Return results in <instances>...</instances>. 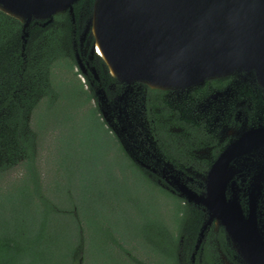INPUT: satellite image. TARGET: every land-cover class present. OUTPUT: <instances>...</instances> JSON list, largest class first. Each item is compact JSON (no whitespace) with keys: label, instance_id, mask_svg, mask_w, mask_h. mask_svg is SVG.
<instances>
[{"label":"trees","instance_id":"1","mask_svg":"<svg viewBox=\"0 0 264 264\" xmlns=\"http://www.w3.org/2000/svg\"><path fill=\"white\" fill-rule=\"evenodd\" d=\"M57 20L56 29L27 38L23 50L21 23L0 11V177L26 166L19 185L0 189V264H192L202 213L133 162L93 104L95 88L78 78L71 21ZM97 60L112 99L108 86L116 81ZM147 102L161 117L174 115L171 124L153 120L159 147L181 168L182 143L170 131L179 126L177 114L159 90L148 89ZM32 117L42 135L61 130L62 174L46 191L35 168ZM133 243L146 260L137 261ZM207 248L202 264H220Z\"/></svg>","mask_w":264,"mask_h":264},{"label":"water","instance_id":"2","mask_svg":"<svg viewBox=\"0 0 264 264\" xmlns=\"http://www.w3.org/2000/svg\"><path fill=\"white\" fill-rule=\"evenodd\" d=\"M80 1L0 0V10L25 21L23 37L27 41L32 20L66 12L74 16ZM90 9L83 33V37L91 33L89 54L83 56L75 50L82 71L86 56V60H101L104 73L128 88L139 84L153 90L185 91L233 75L253 78L264 87V0H93ZM90 70L98 84L95 92L100 96L96 98L104 121L122 138L129 156L141 149L148 153V139L139 138L128 113L122 128L126 133L116 129V104L123 97L111 99L97 65ZM244 142L235 143L214 165L203 195L188 188L171 165L157 160L155 167L144 168H159L168 176L171 192L207 212L196 249L207 229L218 222L247 264H264L263 237L246 219L239 200L225 198L226 161L234 149L247 147Z\"/></svg>","mask_w":264,"mask_h":264},{"label":"flooded vegetation","instance_id":"3","mask_svg":"<svg viewBox=\"0 0 264 264\" xmlns=\"http://www.w3.org/2000/svg\"><path fill=\"white\" fill-rule=\"evenodd\" d=\"M80 2L75 6V20L69 12L55 15L53 18L32 20L28 29V38L38 37L49 29H56L57 18L65 16L72 24L74 49L80 50L84 56L92 44L90 32L83 37L91 12V0L90 2L89 0ZM78 6H80V10ZM0 11L21 23V39L24 50L27 44L23 37L25 21L11 16L5 11ZM86 59L85 57V62H82L83 71L81 68L79 71L87 79V82L91 83V87L95 88L90 69L97 63L90 58ZM77 64L79 65V60ZM148 89L150 88L145 85L136 84L128 88V86L116 83L110 90L115 95L114 97L123 98L117 101L114 122L116 129L119 132H124L125 129L122 128L126 113L130 115L134 125H138L137 118H140L141 121L144 120L143 124L146 127L140 131L135 126V130L136 133L139 132L140 139H148L145 145L148 153L141 149L140 152L131 153V159L147 173L146 176L151 181L171 192L167 187L168 176L166 174L157 167L151 170L144 168L146 165L155 167L157 160L161 165L168 164L175 168L174 161H176L174 155H170L174 161L169 160L159 147L155 135V120H153L156 115L157 119H162L159 120L160 122L171 124L174 115L169 118L161 117L160 110L148 107ZM159 91L163 92V102L177 114L179 126L173 127L178 130L177 132H174L173 128L170 130L177 134L182 143L176 158L184 171L181 169L177 171L181 174V179L186 186L198 195L206 194L209 173L221 156L235 143L244 139V144L247 147L242 150L234 149L226 161L227 177L223 180L226 181L224 185L225 198L239 200L246 219L252 222L253 229H256V232L264 240V87L253 78L244 79L240 75H233L211 80L199 87L185 91ZM95 95L98 99L100 98L97 92ZM119 140L121 142L122 138ZM172 193L179 196L177 193ZM192 206L202 213L201 226L191 254L192 264H202L204 252L208 250L207 247L211 251L217 252L220 264H247L238 253L232 239L227 237L225 229L218 222H214L207 229L201 246L196 249L208 215L203 207ZM220 235L224 236V239H220ZM222 246L226 247V251Z\"/></svg>","mask_w":264,"mask_h":264},{"label":"rangeland","instance_id":"4","mask_svg":"<svg viewBox=\"0 0 264 264\" xmlns=\"http://www.w3.org/2000/svg\"><path fill=\"white\" fill-rule=\"evenodd\" d=\"M89 52H86V56H88ZM85 56V57H86ZM96 65L99 64L98 60L96 59ZM79 71V68L77 67L76 72ZM110 78H112L109 75ZM79 80L85 85L88 86L87 79L81 74L79 77ZM88 88V87H86ZM93 104L98 106V99H94ZM139 116V115H138ZM136 121L138 122V125L135 124L136 128L140 131L143 130V127H146L143 123L144 120H140V118H137ZM30 128L31 133H34L35 138V168L37 170L42 188L46 191L50 188H55V183L58 182L61 178V174L59 170H61V167H59L61 158L59 156V136H61V130L55 128L47 130L42 135L40 133V129L37 125V121L34 117L31 118L30 122ZM174 132H177L178 128L172 127ZM112 129V128H111ZM32 133V134H33ZM137 132L136 134H138ZM145 136V135H144ZM176 170H183V168L177 167L174 165ZM188 170V169H186ZM185 170V171H186ZM143 171V170H142ZM144 172V171H143ZM145 173V172H144ZM147 174V173H145ZM3 176L0 177V189L3 192H11L13 188H15L23 178L26 176V166L25 162H21L11 169H8L5 171V174H1ZM46 193V192H45ZM134 248H130L132 252L135 254L137 261L142 259L144 260V250L141 246L136 245V243H133ZM146 260V258H145Z\"/></svg>","mask_w":264,"mask_h":264},{"label":"bare ground","instance_id":"5","mask_svg":"<svg viewBox=\"0 0 264 264\" xmlns=\"http://www.w3.org/2000/svg\"><path fill=\"white\" fill-rule=\"evenodd\" d=\"M99 50L97 51L98 52V54L100 55V56H102V51H101V49L100 48H98Z\"/></svg>","mask_w":264,"mask_h":264}]
</instances>
